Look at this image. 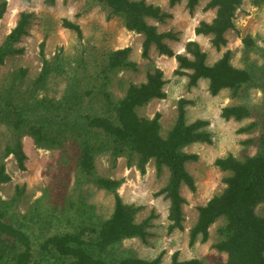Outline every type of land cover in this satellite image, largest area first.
<instances>
[{
	"label": "rangeland",
	"instance_id": "obj_1",
	"mask_svg": "<svg viewBox=\"0 0 264 264\" xmlns=\"http://www.w3.org/2000/svg\"><path fill=\"white\" fill-rule=\"evenodd\" d=\"M5 1V12L0 19V45L21 12L31 15L27 33L15 44L19 52L8 55L0 64V89L13 80L16 82L13 101L19 110L23 109L25 120L34 121L43 107L51 104H55L49 111L51 113H59V108L68 111L63 105L68 100H82L83 105L88 97L86 91H93L91 80L99 69L100 56L111 50L130 47L129 60L137 64V70H123L109 76L106 89L114 100L124 95L129 83L144 82L147 70L154 65L163 72L165 97L153 99L137 109L138 115L152 118L159 113L164 135L174 123L179 99H183L186 123L196 119L208 123L206 130L210 142L192 143L182 149L195 154L196 159L185 164L186 171L194 180V190L184 185L180 188L185 201L182 205L183 228L180 230H168V201L158 193L167 180L166 168L157 173L153 160H150L141 173L136 167L127 166L125 157L112 162L108 153L94 156L95 175L118 180L117 192L121 200L138 207L136 222L147 219V235L143 240L137 237L123 239L111 248V254L143 259L159 256L161 264L169 263L174 253L180 261L196 259L201 264L224 260L225 254L212 248L218 239L216 229L223 224L222 218L209 226L205 242H200L198 237L189 244V229L196 221L197 208L224 188L223 178L227 172L220 171L214 160L228 154L236 158L253 155L257 144L246 141L264 132V126L250 133L238 132L252 118L224 120L220 117V109L230 104L260 106L263 99L261 90L251 86L236 96H231L228 89L210 95L206 79H199L196 86H189L186 76L173 73L176 68L173 57L160 58L151 46L148 59L142 58V35L126 30L120 17H107V9L90 3V0H54L51 4L46 0ZM145 1L170 13V18L163 22L152 18L146 21L155 25L158 31L177 33L178 41L166 40L176 53L182 52L185 42L193 38V29L199 21H210L214 16V9H204L208 0H199L192 13L185 8V0L172 7L168 0ZM64 18L79 26L80 38L61 26ZM235 25L237 30L225 34L227 42L219 50L211 45L208 36L195 39L206 54V63L212 64L225 50H230L233 66H260L264 62V3L254 6L249 0H242L235 12ZM245 34L254 39V48L243 57L241 37ZM44 60L48 61L50 71L44 82L34 87L32 82L39 75ZM97 85L100 89V84ZM88 110L85 108L83 113ZM9 132V127L0 121V166L9 178L0 183V212L7 209L14 224L28 229L36 243L53 233L72 231L79 225L95 226L108 218L113 208L112 192L79 176L76 150L69 142L63 148H50L36 144L30 135L22 136L25 160L21 169L13 155L5 152ZM255 211L264 215V206L258 205ZM35 257L41 264H63L52 252L36 250Z\"/></svg>",
	"mask_w": 264,
	"mask_h": 264
},
{
	"label": "trees",
	"instance_id": "obj_2",
	"mask_svg": "<svg viewBox=\"0 0 264 264\" xmlns=\"http://www.w3.org/2000/svg\"><path fill=\"white\" fill-rule=\"evenodd\" d=\"M53 1L46 0L49 4ZM180 1L168 0V3L172 7ZM249 1L254 6L264 3V0ZM198 2L185 0L188 13L193 12ZM90 3L107 9V17H120L126 30L142 35V58L148 59L151 46L159 55L173 57L176 62L173 73L186 76L189 86H196L199 79H206L210 95L228 89L231 96L238 95L246 87H258L263 96L260 106L225 105L220 109V117L237 121L251 117L252 120L238 132L250 133L264 126V62L260 66L238 68L231 64L232 52L225 50L215 62L207 64L206 54L196 41H187L183 52L175 53L166 40L177 41V33L172 30L158 32L156 26L146 21L152 18L163 22L170 18V13L147 4L145 0H90ZM241 4L242 0H208L204 9H214V16L210 21H199L194 27L195 35L208 36L217 50L225 46V34L237 30L235 12ZM5 8L6 1L0 0V19ZM30 17V13L19 14L15 26L0 45V64L8 55L19 52L15 44L27 33ZM61 26L81 37L77 24L64 18ZM241 42L245 57L254 48V39L245 34ZM130 51V47H123L100 56L99 69L91 80L93 91H86L88 97L83 105L82 100H68L63 104L68 111L59 108V113H51L49 111L55 107L51 104L43 107L34 121L25 120L23 109L19 110L14 105V92L17 91L14 80L0 89V121H4L10 130L5 152L13 155L19 168H24L25 160L22 136L30 135L36 144L50 148H63L69 142L76 150L79 176L113 194V208L105 220L95 226L79 225L72 231L53 233L38 243L28 229L14 224L8 210L3 209L0 212V264H41L35 257L36 250L52 252L63 264H161L159 256L143 259L136 256L114 257L111 254V248L123 239L137 237L143 240L147 235V219L136 222L138 207L121 200L117 192L118 180L95 175L94 156L99 153H108L112 162L118 157H125L127 166H134L141 173H144L150 160H153L157 173L166 168L167 180L158 193L168 201V230L183 228L182 205L185 201L180 188L184 185L194 190V180L186 171L185 164L195 160L196 155L182 149L192 143H209L208 123L203 119L186 123L183 99H179L174 123L164 135L161 133L159 113L152 118L138 115L137 109L153 99L165 97L163 72L154 65L147 70L144 82L129 83L124 95L114 100L106 89V83L110 75L123 70H137V64L129 60ZM49 71L48 61L44 60L32 85H41ZM85 108L90 110L83 113ZM255 142L257 151L253 155L236 158L228 154L214 160L220 171L227 172L223 178L224 188L197 208L196 221L189 229V244L198 237L200 242H205L209 226L217 219H223V224L216 229L218 239L212 248L225 254V259L214 264H264V215L255 211L258 205L264 206V132L246 141ZM8 179L0 166V183ZM167 264L201 263L196 259L180 261L174 253Z\"/></svg>",
	"mask_w": 264,
	"mask_h": 264
},
{
	"label": "crops",
	"instance_id": "obj_3",
	"mask_svg": "<svg viewBox=\"0 0 264 264\" xmlns=\"http://www.w3.org/2000/svg\"><path fill=\"white\" fill-rule=\"evenodd\" d=\"M153 25V24H152ZM155 26V25H154ZM158 31V30H157ZM168 31V30H167ZM158 32H163V31H158ZM192 34H193V38L192 39H188L187 41H196L195 39H197V37L198 36H202V35H195V33H194V29H193V32H192ZM178 36V35H177ZM226 36V35H225ZM178 41V40H177ZM186 41V42H187ZM185 42V43H186ZM197 43H198V41H196ZM199 44V43H198ZM200 45V44H199ZM183 47H184V45H183ZM172 49V48H171ZM183 49V48H182ZM184 50V49H183ZM183 50H182V52H183ZM182 52H177V53H182ZM176 53V52H175ZM158 54V53H157ZM159 55V54H158ZM161 56H164V55H159V57L161 58ZM164 57H166V56H164ZM174 64H176V63H174ZM157 67V66H156ZM157 68H159V67H157ZM160 69V68H159Z\"/></svg>",
	"mask_w": 264,
	"mask_h": 264
}]
</instances>
